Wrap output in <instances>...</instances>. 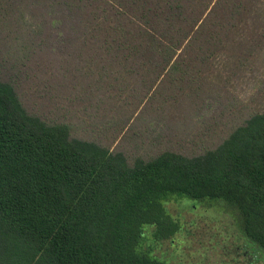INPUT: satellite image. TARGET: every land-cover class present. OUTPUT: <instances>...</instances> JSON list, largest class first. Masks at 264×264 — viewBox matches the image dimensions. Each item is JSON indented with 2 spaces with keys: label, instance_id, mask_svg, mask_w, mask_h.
Here are the masks:
<instances>
[{
  "label": "trees",
  "instance_id": "16d2710c",
  "mask_svg": "<svg viewBox=\"0 0 264 264\" xmlns=\"http://www.w3.org/2000/svg\"><path fill=\"white\" fill-rule=\"evenodd\" d=\"M33 1L59 33L86 38L67 74L76 91L89 77L83 96L55 109L92 124L110 101L106 112L132 105L117 135L147 101L202 112L229 81L221 71L245 67L264 43V0ZM25 57L0 61V264H170L152 243L181 227L171 200L228 211L264 259V111L203 154L129 163L68 122L27 111L14 85Z\"/></svg>",
  "mask_w": 264,
  "mask_h": 264
},
{
  "label": "rangeland",
  "instance_id": "374dc122",
  "mask_svg": "<svg viewBox=\"0 0 264 264\" xmlns=\"http://www.w3.org/2000/svg\"><path fill=\"white\" fill-rule=\"evenodd\" d=\"M48 11L33 0H0L1 64L5 65L7 56H27L21 59L23 63H17L22 76L14 83L21 102L28 112L49 123L68 122L72 135L121 152L129 163L137 157L150 159L166 150L186 156L203 154L215 148L252 114L264 111L262 43L245 67L234 73L232 68L221 71L229 81L220 91L221 96L209 101L210 106L200 113L186 102L170 105L155 101L153 109L147 101L118 135L115 129L128 117L132 105H125L121 111L106 112L107 108L117 106V101H110L104 108L105 113L100 114L99 123L80 122L78 118L84 114L79 112L65 111V117L55 107L66 104L69 107V99L74 95L75 100L76 95L82 97L84 80L89 81V77L79 76L77 89H81L76 91L72 78H67L68 71L75 68L70 63L73 55L86 50L87 45L83 43L86 38L67 29L59 33L54 28L58 20H52ZM159 108L165 112H156ZM110 119L113 127L102 131L101 127L107 128ZM192 205L195 204L187 200H171L168 204L181 227L173 236L152 243L154 256L170 264H264V259L254 253L257 247L247 246V240L228 211L217 206L201 204L194 208Z\"/></svg>",
  "mask_w": 264,
  "mask_h": 264
},
{
  "label": "flooded vegetation",
  "instance_id": "af4514ba",
  "mask_svg": "<svg viewBox=\"0 0 264 264\" xmlns=\"http://www.w3.org/2000/svg\"><path fill=\"white\" fill-rule=\"evenodd\" d=\"M192 206H194V205H192Z\"/></svg>",
  "mask_w": 264,
  "mask_h": 264
}]
</instances>
